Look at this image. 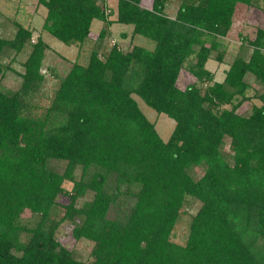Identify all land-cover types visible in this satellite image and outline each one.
<instances>
[{"label": "trees", "instance_id": "trees-1", "mask_svg": "<svg viewBox=\"0 0 264 264\" xmlns=\"http://www.w3.org/2000/svg\"><path fill=\"white\" fill-rule=\"evenodd\" d=\"M38 1L43 30L66 45L82 46L95 19L99 41L117 23L147 45L102 41L35 115L48 45L18 23L0 36V59L26 51L17 88L0 85V264H264V28L239 33L222 81L206 67L224 61L239 5L264 10V0ZM182 69L195 78L184 88ZM248 77L259 104L240 113ZM134 95L174 120L166 141ZM189 199L198 205L180 244L171 236ZM66 221L92 242L87 258L57 238Z\"/></svg>", "mask_w": 264, "mask_h": 264}, {"label": "rangeland", "instance_id": "rangeland-1", "mask_svg": "<svg viewBox=\"0 0 264 264\" xmlns=\"http://www.w3.org/2000/svg\"><path fill=\"white\" fill-rule=\"evenodd\" d=\"M115 0H107V5L110 7L115 6ZM148 0H144V3ZM176 3L172 2L168 5L167 13L170 16L175 14ZM46 15V8L39 4L38 0H0V36L12 37L16 30V24H20L33 31L32 40H35L37 36L47 43L48 49L45 52L41 72L45 75L46 81L41 88V91L34 97L32 104H34L33 114L39 115L40 112L50 103L54 89L58 86L59 79L65 75L74 61L86 64L88 56L93 49L99 50L102 41L97 39V35L103 25L100 20H93L90 27V35L85 40L82 46L66 45L60 40L50 35L47 31L43 30L42 25ZM110 19H114L115 15H111ZM264 28V10L260 9H246L244 6L239 5L231 31L223 38L224 43L227 45V52L224 61L219 63L214 59H209L206 63V67L214 72L215 79L222 81L225 75V71L229 67V63L232 60L234 54L238 50L240 43L239 33L248 34L253 37L256 28ZM111 36L103 41L105 45H111L114 41L124 48H130L133 44L147 45V40L140 36L131 37V31L128 26L113 23L110 27ZM126 33V37H122L121 34ZM106 41V43H105ZM249 52L247 53V55ZM26 57V51L20 54L14 55L13 52L5 53L0 59L2 71L0 72V85L4 89L13 90L17 88L20 77L19 72L22 71V62ZM8 66V68H7ZM195 78L186 70L182 69L177 80V86L180 88L186 87L191 82H194ZM250 83V88L246 91V96L250 97L243 102L239 107L238 112L245 113L250 108L251 104H259L256 98H253L255 91H261L262 87L253 82L252 77L247 78ZM136 100L139 108L144 115L150 121L155 123V129L159 136L166 141L175 125L173 119L165 114H158L152 108L147 106L144 101L137 95L133 96ZM227 107H229L227 105ZM228 148V142L226 143ZM61 168L64 167L65 162L60 161ZM197 170V169H196ZM199 171V170H198ZM79 174V171L76 172ZM64 189L69 191L71 184L65 182L63 184ZM92 193L87 192L83 197L77 200V206L81 205L83 201L91 198ZM123 199H128L123 197ZM68 201L67 196L61 195L59 198L60 204H65ZM197 202L191 199L185 204L182 209L183 212L176 223L171 239L177 243L184 244L188 233V225L191 216L195 213L197 208ZM59 209H62L61 207ZM185 210V212H184ZM111 214H114L111 210ZM39 216L26 210L23 214V221L30 225H33ZM73 224L66 221L61 224L59 231L57 232V238L68 249L73 250L79 256L84 258L88 257L92 242L86 239L76 240L72 236Z\"/></svg>", "mask_w": 264, "mask_h": 264}]
</instances>
